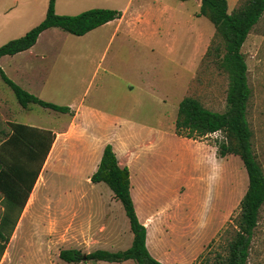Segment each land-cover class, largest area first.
Wrapping results in <instances>:
<instances>
[{
    "label": "rangeland",
    "instance_id": "obj_1",
    "mask_svg": "<svg viewBox=\"0 0 264 264\" xmlns=\"http://www.w3.org/2000/svg\"><path fill=\"white\" fill-rule=\"evenodd\" d=\"M172 1L173 5H170L175 6V13H170V17L163 20L164 26L158 36L160 42L158 48L155 49L158 54H152L153 56L149 59L144 58L145 61H153L152 64L155 67L152 66L153 68L151 67L150 71L144 73L145 78L143 80L146 82L145 80H148L150 74L152 78H156L157 75V80L153 79L151 85L153 87L157 86V94H163L162 97H165L168 102L165 109L167 118L160 123V126L166 133H173L178 138L186 139L184 137L187 134L186 131H182L181 135H177L174 128V117L178 103L188 96L198 100L205 108L221 113L226 105L228 78L218 64V57L220 53L224 52L222 39L206 18L196 16L198 12L197 2L194 0L187 1L179 6L181 2L178 0ZM227 1L229 3L227 5L228 13H231L241 4V0ZM97 3H102V0H58L57 5L60 10L63 9L70 12V14L77 15L87 11L78 12L77 10L86 7L95 9V6H98ZM47 4L48 0H0V8L3 5L5 7L8 5H38L43 7ZM6 23L5 19L0 26ZM27 25L28 23H25L13 36H17ZM7 38H9V35H2L0 43ZM17 38L19 37L17 36ZM13 39L16 38L13 37L6 42ZM38 41L37 48L39 51H44L43 54H47L46 60L41 62L39 58L33 59L26 66L27 69L21 66V75L16 76L17 79L25 81L36 78L32 82V87H30L33 92L42 94L43 89L35 85L38 82L43 84L47 81V77L52 84L57 83L64 87V92L75 91L77 85H79V92L81 86L83 91L91 79L87 90L89 93L87 100H97L99 103L109 106L110 109L117 108V104L135 105L137 112L133 113V118H137V123L146 126L155 125L154 116L157 106L152 103L147 94L140 93L141 95H139L138 93L133 95L132 98H126L122 95L126 85L136 84L138 81L136 77L134 82H131L126 69L139 58L122 59L121 61L125 65L122 72L125 71V74L118 75V78L104 74L103 69L118 40H115L112 48H110L105 64L103 63L96 71L93 69L99 62V58H90V63L86 62L85 65L78 61L76 51L80 52L82 50L81 47L85 46V39H80L55 28L49 30V32H44ZM6 42L4 41L0 45ZM102 46L98 44V49H101ZM126 51H129V48H126ZM241 53L247 65L246 77L251 91L247 104V120L253 135L251 140L252 149L264 173V13L248 34L242 45ZM2 63L4 64L5 61L3 60ZM29 67L30 69L34 67L36 70L33 69L34 72H31ZM93 71L96 72L94 76ZM31 76L33 77L31 78ZM104 78L105 84H103ZM164 78L166 80L160 83ZM76 79L81 80L79 84ZM102 84L106 88V97L103 103V92L100 91ZM66 85L67 89L65 88ZM61 93L63 91L56 90L55 95L57 97L53 98L55 102L60 98ZM45 95V93L42 94V97L44 98ZM153 99H155L154 95ZM31 107H34L33 111H43L37 105H31ZM23 109L18 104L11 89L0 78V143L10 134V122H25L32 116H28L27 111ZM34 114L37 115L38 112ZM190 140L212 147L219 164L216 180L206 179L208 184L203 185L202 183L195 188V192H192L196 196L199 194L198 198L192 196L194 200L192 208H195L194 211L197 210V214H203L207 217L205 218V229L197 232L191 230V235L187 236L182 243H179L177 249L180 253L187 255L185 261L188 264H214L218 256L226 253V245L234 234L239 216V202L247 188V176L243 164L237 156L219 157L217 155L216 145L223 140L222 133L216 132L202 139ZM178 148L177 144L170 147V161L173 162L174 155H180ZM35 167L36 165L33 166V168ZM173 171L174 169L171 166L170 173H173ZM210 173L211 169L207 167L200 172L202 177ZM67 181L69 180L63 178L60 187L55 183L54 177L51 179L39 178L38 182L34 183L33 190L27 199L28 204L26 202L19 213L13 233L4 245L3 254L0 255V264H66L58 258L61 250L77 249L84 254H88L97 250L98 241L100 242V240L108 237V231L113 227L109 229L107 218L102 213L106 209L104 203H102L106 202L105 199L100 198V201L92 203L87 198L79 197L78 200L71 201L64 195L69 189H77L81 194L84 192L88 195L87 197L92 198H96L103 192L98 191V189L97 192L95 190L90 191L89 186L83 182L70 185ZM100 187L106 189L107 192L105 193L110 192L106 185L100 184ZM197 199L198 203L195 201ZM195 204H197L196 207ZM4 207L5 199L0 191V219ZM119 211L120 221L116 220L118 217L115 216V219L112 217V221L116 220V226H119L121 232L120 240H117L118 243L110 247V250L114 252L128 248L132 239V233L129 230L124 211L123 209ZM17 213L18 211L13 209L11 214L16 216ZM216 229L218 231L213 232ZM149 238L148 247L151 249V237ZM70 264H96V262L82 261ZM100 264L114 263L101 262ZM127 264H134V262L128 261ZM246 264H264V205L259 211L258 224L250 243L249 257Z\"/></svg>",
    "mask_w": 264,
    "mask_h": 264
},
{
    "label": "crops",
    "instance_id": "obj_2",
    "mask_svg": "<svg viewBox=\"0 0 264 264\" xmlns=\"http://www.w3.org/2000/svg\"><path fill=\"white\" fill-rule=\"evenodd\" d=\"M196 2L197 7H199V2ZM57 3L58 0L55 1L54 5L57 15H73L63 9L61 11ZM182 3L179 6H182ZM170 4L173 5L172 0H102V3L96 4L98 5L95 6L96 8L115 10L120 12L121 16L82 36H77L80 39H85L86 42L85 46L81 47L80 52L75 50L78 53V61L84 63V65L86 62L90 63V58H99V62L93 69L96 71L103 63L105 64L110 48H112L115 40H118L103 69L106 76L114 78H118V75H122V73L125 74V71L122 72L123 66H125L121 61L122 59L139 58L126 69L131 82H134L136 77L138 81L136 84L126 85L122 95L126 98H132L133 95L138 93L139 95H141L140 93L147 94L152 103L157 106L154 116L155 125L153 126L137 123V118H133V113L137 112L135 105L117 104V108L110 109L109 106L101 104L97 100H87L89 94L87 90L91 79L83 91L81 86L79 92V85H77L75 91L64 92V87L57 83L52 84L46 76L47 81L43 84L38 82L35 85L43 89L42 94H46L44 98L42 94H36L30 88L36 78L27 81L17 79L16 76L21 75V66L25 68L33 59L39 58L41 62L46 60L47 54H43L45 52L39 51L37 48L38 40L44 32H49V30L55 28L43 31L38 36L36 43L28 50L12 56H2L0 58V68L9 79L26 92L41 98L43 101L68 108V113L54 112L40 106L43 111H33L34 107H31V105L36 104H29L23 110L27 111L28 116H32L25 122L13 121L10 123H19L38 130L50 131L54 135L45 162L42 163L34 182L35 184L39 178L51 179L54 177L55 183L60 187L63 178H65L69 180L67 183L70 185L83 182L89 186L90 191L95 190L97 192L98 189V191L103 192L104 195L101 193L96 198L87 197L88 195L84 192L81 194L77 189H69L64 193L66 198L71 201L78 200L79 197L87 198L92 203L100 201V198L105 199L106 202L102 203H104L106 209L102 213L107 218L109 229L110 227H113V229H108L106 239L97 242V245H99L97 250L114 252L110 250V247L118 243L121 233L119 226H116V220L120 221L121 218L119 210L123 209L120 202L114 198L110 189V192L105 193L107 192L106 189L100 187V184L104 183H92L90 181L91 175L97 169L104 147L110 145L118 166L126 167L129 171L130 196L136 217L146 230L145 244L148 253L161 264H188L185 261L187 255L180 253L177 247L187 236L191 235V230L195 232L201 229L204 230L205 218H207L203 214H197V210L194 211L195 208H192L193 198L199 197V194L196 196L192 192H195V188L202 183L203 185L208 184L206 179L216 178L219 163L216 154L213 152L214 150L209 145L187 138H178L173 133L168 134L164 131L160 123L167 118L165 109L168 102L165 97H162L163 94H157L156 88L158 87L151 85L153 79L157 80V75L156 78H152L150 74L148 80H145L146 82L143 80L145 78L144 73L150 71L153 66V61H145L144 58L149 59L153 56L152 54H158L155 49L158 48L160 42L158 36L164 26L163 20H167L170 13H175V6L173 7ZM227 5H229L228 1ZM89 9V7H86L77 11ZM46 10L47 6L8 5L5 7L3 5L0 8V24L5 19L7 23L0 26V37L7 34L9 38L1 43L13 37L23 36L45 18ZM31 21L32 23H30ZM25 23H28L26 28L22 29L17 36H13ZM98 44L103 45L101 49H98ZM126 48H129V51H126ZM3 60L5 61L4 64L2 63ZM33 69L36 70L32 67L30 71L34 72ZM94 71L93 76L96 73ZM77 80L79 84L81 80ZM164 80L166 79L164 78L160 83H163ZM103 84H105V78ZM103 84L100 87V91L103 92L102 103L106 97V88ZM65 88H68L67 85ZM56 90L63 91V93L55 102L53 98L57 97L55 95ZM153 95L155 99H153ZM31 112H38V114ZM173 144H177L179 147L180 155H174L172 162L170 161V147ZM171 166L174 169L173 173H170ZM205 167L211 169V173L202 177L200 172ZM195 201L198 203V199ZM196 206L197 204H195ZM115 216L118 218L112 221V217L115 219ZM123 224L125 225V223ZM115 227L118 229H115ZM217 231L216 229L213 232L216 233ZM149 237H151L152 242L151 249L148 247ZM128 261L114 264H127ZM100 263L96 262V264Z\"/></svg>",
    "mask_w": 264,
    "mask_h": 264
},
{
    "label": "trees",
    "instance_id": "obj_3",
    "mask_svg": "<svg viewBox=\"0 0 264 264\" xmlns=\"http://www.w3.org/2000/svg\"><path fill=\"white\" fill-rule=\"evenodd\" d=\"M195 1L199 2L196 16L206 18L223 42L224 52L220 53L218 64L228 78L226 105L224 111L219 113L205 108L192 97H184L177 106L174 128L177 135L186 131L184 137L193 140L220 132L223 140L216 145L217 155H234L241 160L247 176V188L239 202V216L234 234L226 245V253L218 256L214 264H246L250 243L258 224L259 211L264 205V173L252 149L253 135L247 120V104L251 91L247 83V65L241 48L264 13V0H241V4L231 13H228L226 0ZM54 5L55 0H48L45 18L38 25L23 36L1 45L0 58L28 50L47 29L58 28L71 35L82 36L121 16L118 11L103 8L90 9L73 16L57 15ZM0 78L23 108L36 104L54 112H69L66 107L43 101L26 92L11 81L1 68ZM9 127L10 134L0 143V191L5 199L4 212L0 219V255L53 140L50 131L19 123H9ZM90 181L104 183L120 202L132 233L131 245L123 251L95 250L86 255L79 250L66 249L59 252L58 258L67 263H121L131 260L135 264H161L153 259L146 249V230L136 217L130 196L129 171L126 167L118 166L110 145L104 147ZM13 209L18 211L16 216L11 214Z\"/></svg>",
    "mask_w": 264,
    "mask_h": 264
}]
</instances>
